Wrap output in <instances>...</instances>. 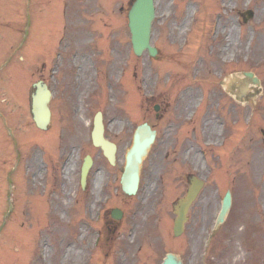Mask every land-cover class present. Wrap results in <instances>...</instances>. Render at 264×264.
<instances>
[{"label":"rangeland","instance_id":"rangeland-1","mask_svg":"<svg viewBox=\"0 0 264 264\" xmlns=\"http://www.w3.org/2000/svg\"><path fill=\"white\" fill-rule=\"evenodd\" d=\"M130 2L0 0V97L6 99L13 127H6L8 118L0 103V226L8 202L14 205L0 229V264H159L169 251L179 254L184 264H264V0H155L151 33V44L158 49L155 57L132 52L126 24ZM248 10L252 16L244 21L241 14ZM16 41L25 56L23 63L12 61ZM56 41H71L70 51L63 54L69 55L72 66H87L90 55L99 74L119 90L115 107L94 101V95L81 101H92L87 118L100 109L115 118L124 114L114 165L89 145L69 158H57L48 169L41 163L43 157L49 161L56 155L57 136L47 140L48 131L35 130L30 89L39 76L47 80L49 64L37 73L35 62L38 66L49 52L61 51ZM31 42L39 52L34 58L29 52L28 59L23 48ZM73 43L77 52L71 50ZM108 45L113 48L109 56ZM93 46L102 53H95ZM66 65L62 70L70 74ZM240 70H252L262 79V95L244 104L236 103L219 83ZM70 94L61 88L56 95L63 96V102L57 98L52 102L54 117L64 127L69 102L76 100ZM99 97L105 101L103 92ZM250 109L255 114L247 119ZM78 122L83 129V120ZM143 122L157 135L143 160L137 194L127 196L119 183L123 152L133 129ZM13 132L19 138L20 164H13V142L7 138ZM69 135L63 140L86 143L81 135ZM37 142L40 148L33 146ZM238 142L245 147L231 150ZM214 144L218 145L212 152ZM85 151L94 155L92 168H105L104 190L115 195L109 205L123 208L127 215L138 209L135 243L125 235L127 218L120 234H109L111 230L105 234L100 250L93 248L91 231L82 239L79 170ZM195 155L198 164L193 162ZM188 173L206 182L189 210L183 234L174 237L172 202L184 195ZM227 190L232 193L230 211L208 244L210 223ZM82 209L83 215L88 213ZM20 238L27 241L22 255Z\"/></svg>","mask_w":264,"mask_h":264},{"label":"water","instance_id":"water-1","mask_svg":"<svg viewBox=\"0 0 264 264\" xmlns=\"http://www.w3.org/2000/svg\"><path fill=\"white\" fill-rule=\"evenodd\" d=\"M250 14V13H249ZM153 18V9L151 8L150 0H137L135 4L131 7L128 13L129 27L132 33V41L136 54H140L143 49H151L148 44L149 39V25ZM152 51V50H150ZM244 79L240 77L233 76L229 82H224L226 90L236 96L238 100H243L246 98L249 92L248 82L258 84V80L253 76L252 73L243 72ZM234 82H239L241 84L236 85ZM235 87V88H234ZM48 96L49 93L45 86L38 89L37 94L33 96L32 102V113L35 123L40 128H45L49 121L48 112ZM101 124L100 119H96V126L93 132V138L99 141L101 134ZM146 135V136H145ZM153 140V133L148 131V129L139 128L135 134L134 144L127 156V161L125 165V173L122 177L123 189L127 193H133L136 189L138 182V167L141 162L142 156L146 153V149ZM109 146L107 145V148ZM106 148V155L112 161L113 159V149L108 150ZM88 164H85V166ZM87 168V166H86ZM85 173V168L83 169V175ZM200 185L196 181L191 180V186L187 191V195L180 199L174 207V211L177 217L174 220V234L178 235L183 230V224L186 221V211L194 199ZM230 206V196L227 193L225 197V209L222 214V219L226 214ZM220 219V220H222ZM163 264H181L179 258L175 255L168 254L164 259Z\"/></svg>","mask_w":264,"mask_h":264},{"label":"flooded vegetation","instance_id":"flooded-vegetation-1","mask_svg":"<svg viewBox=\"0 0 264 264\" xmlns=\"http://www.w3.org/2000/svg\"><path fill=\"white\" fill-rule=\"evenodd\" d=\"M83 80L86 81L87 79L84 78ZM52 87H53L54 91L57 89L58 85H56V82L53 83Z\"/></svg>","mask_w":264,"mask_h":264},{"label":"bare ground","instance_id":"bare-ground-1","mask_svg":"<svg viewBox=\"0 0 264 264\" xmlns=\"http://www.w3.org/2000/svg\"><path fill=\"white\" fill-rule=\"evenodd\" d=\"M182 90H184V89H182ZM182 90H181V91H182ZM183 92H185V91H183ZM194 161H195V162H198V160H197L196 157L194 158ZM67 171H68V167L65 168V173H66Z\"/></svg>","mask_w":264,"mask_h":264}]
</instances>
